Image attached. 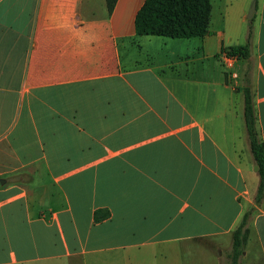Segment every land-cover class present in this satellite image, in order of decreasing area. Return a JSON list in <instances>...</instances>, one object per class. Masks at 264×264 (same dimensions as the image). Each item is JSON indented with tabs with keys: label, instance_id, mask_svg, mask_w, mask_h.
<instances>
[{
	"label": "crops",
	"instance_id": "crops-1",
	"mask_svg": "<svg viewBox=\"0 0 264 264\" xmlns=\"http://www.w3.org/2000/svg\"><path fill=\"white\" fill-rule=\"evenodd\" d=\"M144 1L0 0V264H222L202 241L231 244L258 184L239 88L264 139V0L236 78L252 0L192 37L136 34Z\"/></svg>",
	"mask_w": 264,
	"mask_h": 264
},
{
	"label": "trees",
	"instance_id": "trees-1",
	"mask_svg": "<svg viewBox=\"0 0 264 264\" xmlns=\"http://www.w3.org/2000/svg\"><path fill=\"white\" fill-rule=\"evenodd\" d=\"M115 1L106 0L109 10L112 9ZM210 12V0H145L135 15V31L139 35L202 36L208 32ZM252 21L253 17H250L247 40L244 44L231 45L223 49H227L229 54L236 55L239 59L249 58L250 38L253 33ZM246 79H248V76H246ZM239 90L243 93L244 124L250 151L257 165L259 180L252 196V203L244 209L231 231V249L228 253L229 264H242L240 255L244 252L249 240L252 216L264 198V139L259 136L253 96L248 80ZM99 218L98 213H96L95 219Z\"/></svg>",
	"mask_w": 264,
	"mask_h": 264
},
{
	"label": "rangeland",
	"instance_id": "rangeland-1",
	"mask_svg": "<svg viewBox=\"0 0 264 264\" xmlns=\"http://www.w3.org/2000/svg\"><path fill=\"white\" fill-rule=\"evenodd\" d=\"M242 61L237 62L235 69L240 71L241 70ZM232 241V238H231ZM202 243L210 247V249L215 252L216 254L220 253V259L222 264H229V256L228 253L231 249V244L229 246H223L222 248L214 242L213 239L207 238L203 239ZM191 243H189L190 245ZM204 258V257H203ZM240 262L242 264H263L259 249L253 241L250 243L247 242V245L244 249V252L240 255Z\"/></svg>",
	"mask_w": 264,
	"mask_h": 264
},
{
	"label": "built area",
	"instance_id": "built-area-1",
	"mask_svg": "<svg viewBox=\"0 0 264 264\" xmlns=\"http://www.w3.org/2000/svg\"><path fill=\"white\" fill-rule=\"evenodd\" d=\"M220 60L222 64L227 69V75L230 78H236L238 76V72L235 69V61L237 59L236 55H232L228 53L227 49H222L219 53Z\"/></svg>",
	"mask_w": 264,
	"mask_h": 264
},
{
	"label": "water",
	"instance_id": "water-1",
	"mask_svg": "<svg viewBox=\"0 0 264 264\" xmlns=\"http://www.w3.org/2000/svg\"><path fill=\"white\" fill-rule=\"evenodd\" d=\"M255 5H256V0H252V1H251V4H250V7H249V9H248V13H247V16H248L249 18L253 16L254 9H255ZM254 168H257V165H255ZM1 181L3 182L4 179H1Z\"/></svg>",
	"mask_w": 264,
	"mask_h": 264
}]
</instances>
